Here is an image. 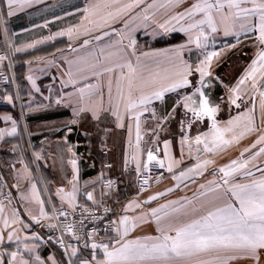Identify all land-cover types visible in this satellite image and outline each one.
<instances>
[{
    "label": "snow or ice",
    "instance_id": "1",
    "mask_svg": "<svg viewBox=\"0 0 264 264\" xmlns=\"http://www.w3.org/2000/svg\"><path fill=\"white\" fill-rule=\"evenodd\" d=\"M32 3L33 0H0V15L12 17ZM179 8L183 10L178 11ZM79 11L82 13L79 22L55 33V36H67L71 41L97 33L110 36L116 32L121 40L117 41L119 48L116 52L104 55L102 50L103 61L97 57L94 63L79 61L75 68H69L67 83H76L80 78L87 79L86 72L98 78L96 84H86L78 89L80 107L76 114L90 112L92 117L98 120L101 113L108 112L115 117L117 127L121 128L124 127L125 119L134 120L136 142L132 159L136 161L137 173L139 174L142 168L150 172L153 162L164 168L165 159L169 161L167 171L171 173L173 165H179L180 161L172 159L169 140L164 141L165 159H159L149 149L146 162L141 161L143 150L140 118L143 112L149 110L148 106L154 100H163L165 93L188 87L193 83L189 78L198 73L200 86L195 87L191 95L182 97L183 108L185 115L191 114L189 128L194 123H203L205 118L210 124L208 130L196 135L194 140L182 134L181 159L185 145L191 153L194 143L197 155L195 163L181 170L178 175L174 174L172 179L177 181L175 186L178 188L184 181L195 182V177L204 176L209 167H212L213 179L208 180L206 184H200L194 198H185L183 203L180 200L168 201L143 210L142 205L156 201L165 193L150 195L144 201L131 200L123 208L125 214L110 222L115 236L110 242H93L90 258H78L74 262L72 257L80 256L78 248L71 244L66 245L62 238H58L57 242L64 248L65 255L69 256L67 264H234L241 259L260 264L261 254L264 252V0H188L187 4L185 0H86L85 7ZM149 21L165 34L184 33L188 44H195L198 49H207L210 36L220 31L225 37H235L237 44L240 43L241 34L253 39L257 47L254 58L235 85L228 87L227 103L235 105L237 109H241L243 105V110L225 122L218 121L220 104L211 100V94L204 91L209 86L205 80L212 77L213 60L220 57V51H204L203 58L198 57L195 64L184 58L182 51L188 46L184 44L173 49L136 55V40L132 38V33L136 27ZM117 24H122L123 29H116L114 26ZM102 36L97 34L94 38L100 40ZM53 38L49 36L45 39ZM123 39L128 40L127 45L123 44ZM42 42L35 41L22 47H13L10 44L9 47L13 52H22ZM89 42L90 40L85 38L82 43L88 45ZM224 47H236V44H226ZM127 49L132 50L130 54ZM131 57H135V63ZM5 59L6 56L0 55V62ZM7 99L11 101V97ZM59 102L58 100L57 103ZM177 104L179 105L180 101H177ZM171 115L169 114V117ZM180 123L183 133L184 121ZM15 132L13 121L10 132L6 133L4 129H0V139L5 134L12 135ZM254 134L255 140L244 147L237 158L219 167H213L218 155L238 146L245 137ZM129 146H132L131 125ZM70 163L76 173L77 161L73 159ZM125 163L127 164V159ZM21 178L30 182V189L21 195V199L39 206L38 215L26 210L29 218L36 224L43 220L58 219L49 216L45 210V202L37 185L31 183V173L27 166L22 170ZM158 180L159 178L157 182ZM148 183V178L142 181L141 191L145 190L144 186ZM69 184L72 185L71 191L59 188L56 195L62 205L66 204L67 209L74 212L78 206L79 192L76 175H73ZM113 184L114 181L109 180L105 186L111 188ZM167 191L171 192L173 189L169 188ZM87 199L97 203L92 192H87ZM11 203L9 194L8 204ZM6 207L7 205L0 201V220L5 228L9 227V219L12 225L29 227L16 209H10V217L7 216ZM137 209H141L138 215H127L129 211ZM57 211L59 216L65 219L69 214L63 207L59 210L53 208L54 213ZM84 212H88V209L84 208ZM93 219L100 218L93 216ZM80 223L83 224V219ZM146 223L155 224V235L127 238L130 232ZM48 226L57 227L56 224ZM18 231L13 228L7 233L6 239L9 242H17V250L10 253L7 264H46L39 255L31 258L38 245L27 243V236L21 241ZM64 231L79 240L74 225L65 224ZM105 231H108V228ZM95 233L96 229L93 228L87 234L89 239H92ZM32 239L39 237L33 233ZM4 240L5 236L0 234V244H3ZM21 244L23 251L20 250ZM84 246L88 247V244L85 243ZM97 249L102 250V257L96 252ZM26 253L29 258L25 257ZM47 262L59 264L54 256H49ZM0 264L5 262L0 260Z\"/></svg>",
    "mask_w": 264,
    "mask_h": 264
},
{
    "label": "crops",
    "instance_id": "2",
    "mask_svg": "<svg viewBox=\"0 0 264 264\" xmlns=\"http://www.w3.org/2000/svg\"><path fill=\"white\" fill-rule=\"evenodd\" d=\"M187 3L188 0H185V4ZM85 4L86 0H33L31 5L12 17L2 15L5 22V36L9 45L22 47L35 41H43L22 52H13L10 48L14 62L16 88L8 89L5 100L0 105V129H4L6 133L10 132L13 121L16 127L14 134H5L1 139L5 145L12 148L11 152H1L0 162L18 201L17 206L3 202L7 205L5 214L10 217V209L14 208L20 213L23 222L29 225L28 228H23L21 224L12 225L9 219V227L5 228L3 221L0 220V234L5 236L4 243L0 244V260H3L5 264L10 259V253L17 250V242L15 240L9 242L6 239L7 233L13 228L19 230L18 235L21 241L27 236L29 237L27 243L38 245L35 253L31 254V258L34 259L35 255H39L42 260L46 261V264H50L47 262L49 256H54L59 264H67L69 259V256L65 255L64 248L56 241L48 243L44 240L42 233L35 229L37 224L27 215L26 210H31L38 215L39 206L21 199V195L30 189L29 180L21 178L25 166L31 173V183L37 185L48 214L51 205H62L56 195L57 189L64 188L65 191H71L72 185L69 181L72 180L73 175H76L79 188L77 205L86 203L116 206L120 209L116 220L125 214L124 206L133 199L144 201L150 195L165 193L156 201L142 205L143 210L157 207L168 201L180 200L183 203L185 198H194L200 184H206L208 180L213 179L212 167H209L204 176L195 177V182L184 181L178 188L175 186L177 181L172 179L174 174L178 175L181 170L195 163L197 155L196 145L193 143L191 153L187 145L184 146L183 159H181L182 134L194 140L196 135L207 131L210 124L205 118L203 123H194L189 128L188 122L192 119L191 114L185 115L183 108L182 97L191 95L195 87L200 86L198 73L189 78L193 82L191 85L178 89L177 92L165 93L163 100H154L148 106L149 110L141 115V148L143 150L140 156L141 161L146 162L149 149L159 159H165V140L171 141L169 152L172 159L180 161L179 165H173V172L170 173L167 171L169 161L165 159V167L161 168L152 188L148 191L140 192L135 186V178L138 174L136 161L132 159L136 142L135 121L125 119L124 127L121 128L117 127L115 117L108 112L101 113L98 120L94 119L90 112L76 114L80 107L78 89L85 87L86 84H96L98 78L86 72L87 79L80 78L76 83H67L69 68H75L79 61L86 60L94 63L97 57L103 61L102 50L104 55L108 52H116L119 48L117 41L121 40L116 32L110 36L97 33L102 36L100 40L94 38L97 34L90 37L82 36L78 40L71 41L67 36H55V33L79 22L82 14L79 10L83 9ZM177 10L182 11L183 8ZM114 27L123 29L122 24ZM49 36L54 38L45 39ZM85 38L90 40L88 45L82 43ZM132 38L136 40V55L173 49L182 44L188 45L183 49L182 54L192 64L198 62V57L203 58L204 51H220V57L213 60L212 77L206 78L205 83L209 86L204 91L211 94V100L220 104L221 110L217 114L218 121L225 122L243 110V105L241 109H237L235 105L227 103L228 87L235 85L251 59L254 58L257 47L253 39L241 34L240 43L237 44L235 37H225L220 31L210 36L207 49H198L195 44H188V38L184 33L165 34L150 21L136 27ZM123 44L127 45L128 40L123 39ZM226 44H236V47L225 48ZM112 45L115 47H110ZM3 47V33L0 28V49ZM131 51L127 49L129 54ZM131 59L135 63V57ZM104 94L106 102V87ZM7 97H11V101ZM244 99L247 100V97ZM58 100L59 103H57ZM177 101H180L179 105ZM169 114L172 115L169 117ZM9 117L10 119H7ZM165 117L169 118L165 119ZM182 120L184 121L183 133L180 123ZM158 124L160 127H157ZM129 125H131L132 146H129ZM255 138V134L247 136L238 146L218 155L215 158L216 165L213 167H219L237 158L240 151L249 146ZM201 155L203 158V154ZM73 159L77 161L76 173L73 172L70 163ZM106 162H111L112 166L105 167ZM256 175L258 176L259 172ZM105 177L117 178L119 188L114 191L104 189L101 182ZM157 178H159L158 182ZM169 188L173 191L168 192ZM87 192L93 193L97 203L94 204L87 199ZM64 206L67 207L66 204ZM140 211L141 209L129 211L127 215H138ZM33 233L39 239L33 240ZM155 234V224L146 223L130 232L127 238L135 239ZM114 236L115 233L104 235L93 242H110ZM91 244L85 249L77 247L80 256L72 257V260L75 262L78 258H90L93 251ZM20 250L23 251V244L20 245ZM96 252L102 257V250L97 249ZM261 255L260 264H264V252ZM25 257L29 258V254L26 253ZM234 264H253V262L241 259L235 261Z\"/></svg>",
    "mask_w": 264,
    "mask_h": 264
},
{
    "label": "built area",
    "instance_id": "3",
    "mask_svg": "<svg viewBox=\"0 0 264 264\" xmlns=\"http://www.w3.org/2000/svg\"><path fill=\"white\" fill-rule=\"evenodd\" d=\"M0 28L2 29L3 33V42L4 47L0 49V55L6 56L7 59L2 61L0 65V105L4 102L5 96L8 92L9 88H16V78L14 74V62L12 52L10 50L8 41L5 36V22L3 20L2 15H0ZM12 148L9 145H5L4 142L0 139V154L1 152H11ZM107 152V150H105ZM105 167H111V162H106L104 164ZM161 168L153 162L150 165V172L147 170H141L139 174L136 175L135 178V186L138 191L145 192L152 188L154 184L155 178L158 176ZM148 178L149 183L145 185V190L141 191L140 185L142 181ZM112 180L114 184L111 188L106 187L107 181ZM101 186L104 189L108 190H117L119 188V180L114 177H105L102 182ZM9 194L11 196L12 205L17 206L18 201L13 194L12 185L7 178L1 162H0V201L7 202L9 199ZM63 207L64 210L68 211V216L65 219L63 216H59V212H53V208L59 210ZM84 208L88 209V212H84ZM108 209L109 211H105ZM120 209L116 206L109 205V204H101V205H93V204H79L74 212L67 209L64 205H51L49 216L58 217V219H51V220H44L40 224L35 226V229L42 233V237L48 243L52 241L58 240V238H62L65 244H71L78 248L85 249L90 246V244L94 240H98L104 235L112 234L114 231L111 230L110 222L116 220L117 215ZM93 216L98 217L100 219H93ZM81 219H83V224L80 223ZM49 224H56V228H50ZM74 225L76 235L79 236V240L73 237L71 233H67L64 231V225ZM96 229V233L92 239H89L88 233L92 231V229ZM108 228V231L105 229ZM51 237L52 239H49ZM85 243L88 244V247H85ZM55 244V243H52ZM59 245V243L57 242Z\"/></svg>",
    "mask_w": 264,
    "mask_h": 264
}]
</instances>
